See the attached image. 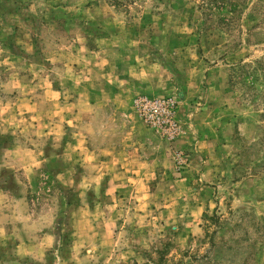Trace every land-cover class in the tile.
<instances>
[{
    "label": "rangeland",
    "instance_id": "374dc122",
    "mask_svg": "<svg viewBox=\"0 0 264 264\" xmlns=\"http://www.w3.org/2000/svg\"><path fill=\"white\" fill-rule=\"evenodd\" d=\"M95 59L114 63L112 79L145 62L156 89L134 96L133 115L165 138L173 139L141 117L139 98L174 100L175 137L186 121L236 118L238 155L188 237H176L182 223L171 216L188 202H138L109 190L108 180L91 190L85 174L78 181L86 190L76 191L57 176L59 153L68 183L77 161L62 135H49L46 123L59 116L47 107L56 109L59 94L45 90L64 85V74L72 89L61 97L72 100L73 88L96 75ZM105 110L94 129L115 136L121 122L108 128ZM10 143L20 148L16 161ZM41 153L51 156L47 169L35 171L27 190L22 168ZM85 163L81 170L90 169ZM25 193L29 216L11 198ZM0 225L4 264L18 249L21 264H264V0H0Z\"/></svg>",
    "mask_w": 264,
    "mask_h": 264
},
{
    "label": "crops",
    "instance_id": "0c3cea01",
    "mask_svg": "<svg viewBox=\"0 0 264 264\" xmlns=\"http://www.w3.org/2000/svg\"><path fill=\"white\" fill-rule=\"evenodd\" d=\"M94 61L91 66L96 75L91 76L89 86L80 84L75 86V90L73 88L72 100L64 101L62 99L64 96L61 97L65 92L70 93L72 89L66 86L68 78L64 74H61L65 81L64 85L55 88L50 84L45 90L47 93L59 94L57 101L55 100L58 105L56 109L52 105L47 107L49 112H53L52 115L59 116L58 120L52 119L46 123L47 128H50L49 135L53 133L51 129L62 135L63 149L69 147L77 161L73 171L76 177L71 184L65 178L68 173L67 161H63L66 153H59L56 156L60 165L57 176L64 179L66 185L75 187L76 191L86 190L80 185L82 182L78 181L82 174H85L91 180V190L99 189V183L108 180L109 190L119 193L120 196L123 194L125 197H133L138 202H188L186 203L188 209L184 210L186 212L171 215L175 216L174 221L182 223L176 225L178 228L176 237L182 239L188 237L191 232L198 231L197 226L205 210V205L201 202H212L210 197L212 192L216 191L219 173L222 172L223 184L227 162L234 160L238 155L233 148L237 145L234 138L236 118L222 116L217 119L218 125L215 119L210 122L204 120L201 124L186 121L185 132L182 131L173 139L165 138L155 131L148 130L133 115L131 104L134 96L156 89L152 86L153 81L150 82L147 78L145 62L139 61L137 68L134 67L135 71L130 66H124L123 75L112 79L113 74H116V71L113 73L114 63L106 64L100 59ZM63 66L66 68L72 66L76 72L79 68L75 63L72 65L65 63ZM103 85L109 88L105 91ZM169 93L174 92L170 90ZM211 106L213 110L219 109L214 102ZM29 107L27 111L33 109V104ZM104 109L106 116H109L106 122L108 128H114L111 123L116 119V126L121 122L115 136H110L109 133L103 136L102 131L94 129V123L98 121L100 111ZM205 112L201 111L197 118L204 119L200 115H204ZM68 125H72L73 128H68ZM211 125L212 127L208 128ZM9 149L12 152L10 159L15 160L20 148L13 147L10 143ZM27 149L33 153L36 151L30 146ZM50 158L51 156L41 153L38 161L30 162L22 168L28 173L27 190L32 185L35 171L46 170V163ZM79 161L89 162L85 164H89L90 169L81 170L83 162ZM28 193L11 197L12 202H17L24 209L21 214L26 216H29L30 208ZM164 206L168 208L163 212L170 213L173 205ZM190 222H193L192 227ZM22 244L19 243L18 246ZM28 253L24 254L26 260ZM20 254L19 249L13 253L11 264L22 263L18 259ZM3 260L1 256L0 264H4Z\"/></svg>",
    "mask_w": 264,
    "mask_h": 264
},
{
    "label": "built area",
    "instance_id": "2783aa9c",
    "mask_svg": "<svg viewBox=\"0 0 264 264\" xmlns=\"http://www.w3.org/2000/svg\"><path fill=\"white\" fill-rule=\"evenodd\" d=\"M136 109L141 117L153 128L174 138L178 130L175 118L176 103L171 98L141 97L136 101Z\"/></svg>",
    "mask_w": 264,
    "mask_h": 264
}]
</instances>
